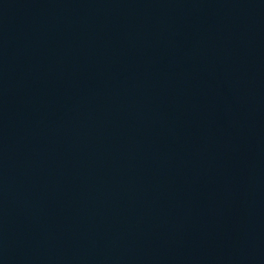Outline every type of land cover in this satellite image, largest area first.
I'll list each match as a JSON object with an SVG mask.
<instances>
[{"label":"water","instance_id":"water-1","mask_svg":"<svg viewBox=\"0 0 264 264\" xmlns=\"http://www.w3.org/2000/svg\"><path fill=\"white\" fill-rule=\"evenodd\" d=\"M0 264H264V0H0Z\"/></svg>","mask_w":264,"mask_h":264}]
</instances>
